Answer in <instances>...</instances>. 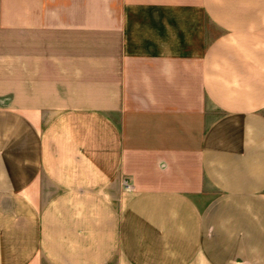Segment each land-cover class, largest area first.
<instances>
[{
	"label": "crops",
	"instance_id": "crops-1",
	"mask_svg": "<svg viewBox=\"0 0 264 264\" xmlns=\"http://www.w3.org/2000/svg\"><path fill=\"white\" fill-rule=\"evenodd\" d=\"M0 264H264V0H0Z\"/></svg>",
	"mask_w": 264,
	"mask_h": 264
},
{
	"label": "rangeland",
	"instance_id": "rangeland-1",
	"mask_svg": "<svg viewBox=\"0 0 264 264\" xmlns=\"http://www.w3.org/2000/svg\"><path fill=\"white\" fill-rule=\"evenodd\" d=\"M218 36V32L211 28L209 25H208V33H207V45H209V43ZM50 117V115H47V119Z\"/></svg>",
	"mask_w": 264,
	"mask_h": 264
}]
</instances>
